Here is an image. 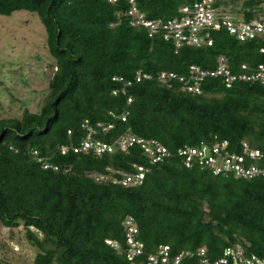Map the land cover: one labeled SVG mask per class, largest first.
Returning a JSON list of instances; mask_svg holds the SVG:
<instances>
[{"label": "trees", "instance_id": "obj_1", "mask_svg": "<svg viewBox=\"0 0 264 264\" xmlns=\"http://www.w3.org/2000/svg\"><path fill=\"white\" fill-rule=\"evenodd\" d=\"M194 1L136 0L147 18L163 20L178 17L180 7ZM216 1L245 21H264V0H244L239 9V0ZM128 9V0H0V15L28 11L39 16L56 62L41 110L26 108L21 116L0 119V223L23 225L38 249L33 264H136L125 253L128 216L139 228L144 258L168 245L172 256L204 247L217 259L224 248L238 244L264 257V176L214 175L198 166L186 168L177 156L150 164L137 145L114 156L61 153V146H78L85 139L87 120L113 125L99 135L109 143L132 131L175 151L212 145L217 136L237 152L247 142L264 153L260 83L226 87L222 78H208L202 94H194L180 81L159 79L162 72L187 75L193 65L213 69L220 55L234 72L244 63H264V40L241 42L221 31L213 33V46L177 49L161 35L151 38L145 28L131 26ZM140 70L152 78L135 82L127 96L114 94L121 84L113 77L135 80ZM125 111L127 121H122ZM34 150L58 169L44 168ZM135 162L151 167L135 186L97 182L88 174L104 173L108 166L132 171ZM0 264L12 263L0 258ZM181 264H199V258Z\"/></svg>", "mask_w": 264, "mask_h": 264}, {"label": "built area", "instance_id": "obj_2", "mask_svg": "<svg viewBox=\"0 0 264 264\" xmlns=\"http://www.w3.org/2000/svg\"><path fill=\"white\" fill-rule=\"evenodd\" d=\"M112 3L118 0H109ZM129 9L125 13L129 17L130 25L137 28H145L149 37L161 35L165 41L172 42L177 49L184 46H213V33L226 31L230 36L241 42L264 40V21H245L217 6L216 0H196L190 4H184L179 9V16L169 20L149 19L141 11L136 0H128ZM264 53V47L261 48ZM222 78L226 87H232L235 83L257 82L264 87V63L254 65L242 64L238 72H234L228 58L225 55L217 57L216 66L213 69H202L191 66L187 75H179L174 72H162L159 79L162 82L173 80L183 83V90L194 94H202V85L208 78ZM152 75L138 71L133 79L124 76H115L113 80L121 84L114 94L128 95V89L144 79H151ZM128 104L132 103V97L128 96ZM129 111L121 115L122 121H127ZM86 131V137L80 145H63L60 147L62 154L70 151L74 153H93L98 157L114 156L118 150L129 151L132 145H137L148 157L150 164L163 162L171 157L181 158L183 166L194 168L198 166L203 170H209L214 175H232L235 178L254 179L264 176V153L261 149L243 143L242 151L233 150L232 145L226 139L215 136L212 145L202 143L198 146L184 145L171 151L160 140L146 138L128 131L115 143H109L99 138L101 133H107L113 125L103 123L92 124L88 120L82 124ZM71 134V131H69ZM38 162L44 164V168L58 169L57 166L48 163L47 158L33 151ZM132 171L115 169L112 166L106 168V172L88 173L97 182H111L123 186H135L140 184L151 170L146 164L133 163ZM126 232L127 258L136 264H181L186 258H199V264H264V257L256 253H247L242 245L229 246L223 249L222 255L217 259H211L206 249L199 248L196 251L184 250L178 255L172 256L168 245L160 246L155 252L145 255L144 243L139 239V228L135 219L128 216L123 223ZM111 247L118 251L123 250L117 241L109 240Z\"/></svg>", "mask_w": 264, "mask_h": 264}, {"label": "rangeland", "instance_id": "obj_3", "mask_svg": "<svg viewBox=\"0 0 264 264\" xmlns=\"http://www.w3.org/2000/svg\"><path fill=\"white\" fill-rule=\"evenodd\" d=\"M244 0L235 3L239 9ZM264 9V2L261 5ZM264 18V11L261 12ZM56 62L47 49L46 29L37 14L16 11L0 15V119L21 116L44 105ZM23 225L0 223V258L12 264H33L38 249Z\"/></svg>", "mask_w": 264, "mask_h": 264}]
</instances>
